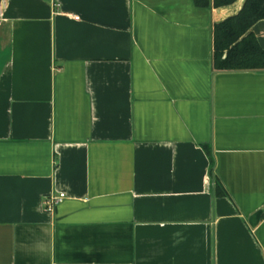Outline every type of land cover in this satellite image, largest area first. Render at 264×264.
<instances>
[{
    "label": "crops",
    "instance_id": "1",
    "mask_svg": "<svg viewBox=\"0 0 264 264\" xmlns=\"http://www.w3.org/2000/svg\"><path fill=\"white\" fill-rule=\"evenodd\" d=\"M241 1L0 0V264H264V70L210 59Z\"/></svg>",
    "mask_w": 264,
    "mask_h": 264
},
{
    "label": "trees",
    "instance_id": "2",
    "mask_svg": "<svg viewBox=\"0 0 264 264\" xmlns=\"http://www.w3.org/2000/svg\"><path fill=\"white\" fill-rule=\"evenodd\" d=\"M236 0H212L214 8ZM195 6L207 0H194ZM264 21V0H245L239 12L212 26L211 64L216 70H264V50L260 49L248 30ZM224 55V56H223ZM216 195L221 194L214 186Z\"/></svg>",
    "mask_w": 264,
    "mask_h": 264
},
{
    "label": "built area",
    "instance_id": "3",
    "mask_svg": "<svg viewBox=\"0 0 264 264\" xmlns=\"http://www.w3.org/2000/svg\"><path fill=\"white\" fill-rule=\"evenodd\" d=\"M64 199L63 194L57 193L55 195H49V197L45 198L43 205L45 206V210L50 212L56 205L61 203Z\"/></svg>",
    "mask_w": 264,
    "mask_h": 264
},
{
    "label": "water",
    "instance_id": "4",
    "mask_svg": "<svg viewBox=\"0 0 264 264\" xmlns=\"http://www.w3.org/2000/svg\"><path fill=\"white\" fill-rule=\"evenodd\" d=\"M244 1H245V0H242V1H241L240 8L238 9V11H237L234 15H236V14L239 12V10L241 9V7H242ZM234 15L228 16V17H226V18L232 17V16H234ZM226 18H224L223 20H225ZM223 20H221V21H223ZM221 21H219V22H217V23H220ZM217 23H216V24H217Z\"/></svg>",
    "mask_w": 264,
    "mask_h": 264
}]
</instances>
